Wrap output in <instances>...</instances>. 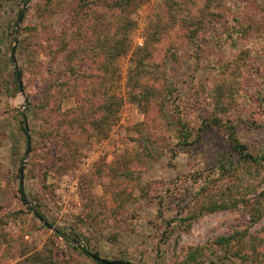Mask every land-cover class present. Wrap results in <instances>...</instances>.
Here are the masks:
<instances>
[{"label":"rangeland","instance_id":"rangeland-1","mask_svg":"<svg viewBox=\"0 0 264 264\" xmlns=\"http://www.w3.org/2000/svg\"><path fill=\"white\" fill-rule=\"evenodd\" d=\"M116 1L0 0V264H98L84 249L107 261L189 264L198 247L207 264H264V218L255 215L264 194V0ZM235 9L262 23L225 22ZM218 23L224 36L207 32ZM116 38L125 52L112 58ZM110 103L115 122L103 109ZM209 117L234 125L263 161L244 162ZM180 118L195 129L193 145L181 146ZM221 158L233 164L220 174ZM187 202L191 223L173 224L164 243V219L184 217ZM215 204L229 208L205 210ZM233 235L246 239L233 247L244 259L213 244Z\"/></svg>","mask_w":264,"mask_h":264},{"label":"trees","instance_id":"trees-1","mask_svg":"<svg viewBox=\"0 0 264 264\" xmlns=\"http://www.w3.org/2000/svg\"><path fill=\"white\" fill-rule=\"evenodd\" d=\"M136 1H139V0H118L114 3V5L119 8L123 4L132 5V3L136 2ZM253 2H254V0H253ZM229 4L236 5V6L243 5V6L248 7L249 5H252V0H232L229 2ZM231 9H233V6ZM231 9H230V11H231ZM260 9H262L261 11H262V14L264 15V6H262V8H260ZM234 11H236L235 12L236 17L234 19H233V17H228L227 13L221 14V16H226V18L224 19L225 22L232 20L231 22H233V23L235 21V22L242 23V24L245 22H248V21H251L252 23L259 24V25L262 23V22H260V20L257 21L258 20L257 18L251 17V14L246 12V11L240 12L239 9H235ZM225 26H226V23H220L219 26H217L216 24H211V26L207 29V32L211 34L214 30L218 29L219 32H221V34L224 36L227 33L226 28H228ZM195 34L196 33L192 32L190 35V38L192 41L194 40L193 42L196 43V35ZM237 34L241 35V34H243V32H239L237 30L236 32H233L231 35L235 36ZM124 48H125L124 43L122 41H120L119 38H116L114 46L112 48L108 49L109 50V56H111L112 58H115L116 55L117 56L122 55L125 52ZM140 63H141V61H140ZM139 65L140 64H138V66ZM74 70H75V68L72 69V71H74ZM170 86H172L171 88H173L174 85L172 82L170 83ZM171 88L168 90V92H171V90H172ZM136 98H139V95ZM116 108H118V107L113 103H110V104L106 105L105 107H103V109L105 110V114H106V120H109V119L111 120L113 118L111 121L112 122L116 121L117 114H118ZM207 122L208 123L212 122L214 125L222 124L221 119H218V118L213 119L212 117H209L208 120L206 121V123ZM94 123L97 124L98 126L100 125V121H95ZM176 123L181 128V133L179 135V139L182 142L181 146L193 145V143H195V142H192L191 138H193V135L195 134V131H194L195 129L190 127L188 125V123L186 121H183L181 118L178 119V121ZM222 125H225V127H226V130L228 133L227 142H228L230 148L233 150V152H235L237 155H239L240 158L244 162H246V163H259V161H263L262 158L254 156L249 151L248 146L240 140V138L237 135V128L234 125H230V124H222ZM208 127H209V125L207 124L206 128H208ZM23 130L26 132V129H23ZM144 148L147 152L146 154H148V156H151L152 152H153V146L144 143ZM263 158H264V156H263ZM221 159H222V161H220L219 165H218V169H219L220 174L227 170V167H226L227 165L233 164V161L230 159H227L228 161L227 160L224 161L223 158H221ZM207 183L208 182H206L205 185H202L201 189H203L207 185ZM191 205L192 204H190V202H187L186 209H188V211L183 213V214L186 213V215L184 217H168V218L164 219L165 230H163L161 241L166 243L172 238L173 233L169 229L176 222H178L176 224L179 226L183 225V224L186 225V224H188L187 222H189V224L191 223L192 218H193V214H192L193 208L191 207ZM227 206H228L227 204H221V205L215 204V205L206 207L205 210L210 212V213H214L217 211L227 210L229 208ZM38 214L41 215V213H39V212H38ZM255 215L257 216V219L264 218V194H263L262 200H261V207L258 209V212L255 213ZM41 216L43 217V215H41ZM161 216H162V214H161ZM188 225L186 227H188ZM250 243H251V245H250L251 248L254 249L255 240H251ZM213 244L217 247L223 248V250L225 252L231 253L232 257L235 256V257L242 258V259L245 258V256L242 254L241 249L237 250V251L233 250V247L236 244H244V245L246 244V239L242 236L233 235L230 237H220V238L215 239L213 241ZM204 248L205 247H198L196 249H192L186 255L185 261L188 262L189 264H207L205 262L204 255H203V254H205ZM84 252H86L93 259H95L98 264H103L102 262H100L98 260V258H100L99 253L96 252V253L91 254L89 251H87V249H84Z\"/></svg>","mask_w":264,"mask_h":264},{"label":"water","instance_id":"water-1","mask_svg":"<svg viewBox=\"0 0 264 264\" xmlns=\"http://www.w3.org/2000/svg\"><path fill=\"white\" fill-rule=\"evenodd\" d=\"M24 13H22L19 21H18V26L21 24L22 20H23V17H24ZM17 47H18V37L15 38V43H14V46L12 48V62L13 63H16V52H17ZM16 72H17V75H18V81L20 82V75H19V70H18V67L16 66ZM24 123L26 125V132H27V143H28V148H27V155L30 154V150H31V137H30V133H29V129H28V119L26 117H24ZM20 181H21V193H22V196L24 198L25 201L26 200V196H25V193H24V186H23V181H24V169L22 168L21 169V172H20ZM36 214V216L40 219V221H42L44 223V225L48 228H52V226L40 215L38 214L37 212H34ZM98 260L100 262H102L103 264H132V263H129V262H126V261H119V260H116V261H107V260H104V259H101V258H98Z\"/></svg>","mask_w":264,"mask_h":264},{"label":"built area","instance_id":"built-area-1","mask_svg":"<svg viewBox=\"0 0 264 264\" xmlns=\"http://www.w3.org/2000/svg\"><path fill=\"white\" fill-rule=\"evenodd\" d=\"M143 45V43H140V46H142Z\"/></svg>","mask_w":264,"mask_h":264}]
</instances>
